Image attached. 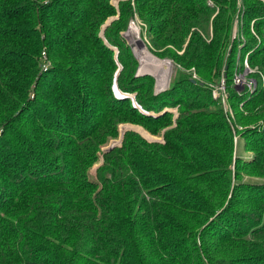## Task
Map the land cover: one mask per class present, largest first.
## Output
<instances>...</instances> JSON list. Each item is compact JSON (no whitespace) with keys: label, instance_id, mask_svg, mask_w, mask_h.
<instances>
[{"label":"trees","instance_id":"trees-1","mask_svg":"<svg viewBox=\"0 0 264 264\" xmlns=\"http://www.w3.org/2000/svg\"><path fill=\"white\" fill-rule=\"evenodd\" d=\"M43 1L0 0V211L18 222L0 216V264H264V187L236 183L226 202L230 172L211 170L232 153L220 99L183 75V88L174 83L181 91L141 97L142 109L130 106L129 96L113 105L104 77L113 50L101 32L119 50L122 91H150L152 80L130 78L138 62L122 31L134 14L131 0L108 22L118 13L111 0ZM211 1L134 4L156 56L195 67L206 81L226 73L231 98L243 99L232 84L233 50L243 44L255 74H264V35L258 41L250 29V21L264 26V0H242L250 5L235 38L240 0ZM42 52L52 63L43 72ZM48 79L53 92L38 104L32 85L36 98ZM167 105L180 107L175 123L169 113L153 115ZM246 107L248 116L235 106L236 122L264 117V86ZM30 108L38 114L26 115ZM132 119L164 142L126 131L122 145L113 141L101 156L119 124ZM243 135L245 147L253 140L261 152L236 165L264 175V131Z\"/></svg>","mask_w":264,"mask_h":264},{"label":"rangeland","instance_id":"rangeland-1","mask_svg":"<svg viewBox=\"0 0 264 264\" xmlns=\"http://www.w3.org/2000/svg\"><path fill=\"white\" fill-rule=\"evenodd\" d=\"M47 3V0H44ZM43 1V2H44ZM122 1H129V0H111V2L113 3V5L115 6V8L118 10V13L116 15L110 16L108 17V21H111L115 18L119 17V8H120V4L122 3ZM209 3L212 4L214 6V4L212 3L211 0H209ZM131 4L133 6V10H134V14L131 17V19L129 20L126 29H124L122 31V35L126 38L128 45L131 48V52L134 55L136 61L138 62V66L136 67V70L134 71V73L130 76V78H138L141 76H150L152 78V80H148V84L150 85V91H145V90H140V89H136L138 92L134 91V92H124L120 89L119 87V81L118 78H125L124 74L121 72L122 71V65L120 64L119 60H118V48L115 47L114 45H111L106 38H104L103 33L101 32L100 35L102 36V38L104 39L105 43L108 44V46L113 50V54L109 55L107 60H112L111 65H107V63L104 65L106 71L104 72L106 74L107 78V83L108 85H111L112 88V92H114V98H116L117 101H115L113 103V105L115 106H119V104H122L119 99H123V98H127L128 96L131 98V100L129 101V105L132 106L134 105L137 108H141V105L139 103V99L142 97L144 98L145 96L151 95L153 96V94L158 95L161 94L163 92H166L168 90H170V92H176V90L181 91V89L184 86V80H181L180 77L183 75H186V79H190L191 81L195 82V83H199V84H205L206 86L209 87L210 92L212 94V98L213 99H220L221 102V107L223 108L224 114L226 116V120L228 122V125L230 126V129L232 130V153L230 155V161H224L225 164L221 167H216V166H212L211 170L212 171H218V170H222V172L224 171H228L230 172L231 175V180H232V184L229 183H225L224 189L226 186H228V195L226 197V202L229 201V199L231 198V193L234 189V184L238 183V184H243V183H251V182H255L258 183L259 185H262V187H264V175L258 174L259 172L256 171V169L253 170H248L246 168L243 167L242 164L240 165H236V161L238 160V158H241L242 160H252L256 157V153L261 152L259 151V149L255 148V144L253 142V140H249V146L245 147V138L243 137V133L245 130H251V131H257L259 136L260 134L264 131V117H259L258 120H256V122H250L248 124H244V122H236V107H238V110L244 112V114L246 116H248L250 114L251 111H249V108L246 107V103L252 98V96H254V94H256V91H258L259 85L264 86V74L261 72L260 77L257 76V74H255L257 71V68L254 67L251 64L250 59V53L252 51H248L245 52L242 47L243 44H241L240 46L237 47L236 50H233L235 53L232 56L233 62L235 64L234 66V70H233V82L232 84H234L236 90L239 92V95L241 96H245L243 99H236L233 100L230 96L229 90H228V82L226 80V73L223 74L222 78H215V82L213 81H206L203 78L200 77V75L197 73L196 68L195 67H190V68H185L184 65H182L181 63H177L176 61H174L173 59L170 58H160L158 56H156L148 47V35L146 32V29L148 28V26L146 25V23L142 20V18L140 17L138 10H136L135 4H134V0H131ZM249 6L250 4L248 3H244L242 2V0H240V17L235 18V21L233 22V28H232V37H236L237 33H238V27L242 26L243 24V15L242 13L244 12L245 6L244 5ZM106 25V23H105ZM250 29L252 31L253 34H255L258 38V41L262 40V35H264V26L260 27V28H256L254 27V22L250 21ZM210 35L212 36V28L210 29ZM244 36L242 34V37L244 39ZM246 38V36H245ZM142 40V42L145 44L144 47H142V45L139 43L140 40ZM228 51L231 53V48L228 49ZM229 54V53H228ZM227 54H226V58H227ZM41 68H42V72L43 71H47L50 67V65L52 66L51 61L48 58V55L45 52H42V56H41ZM114 61V62H113ZM227 62V59H226ZM226 62H224V67L225 69L227 68V65L225 66ZM98 74V72H96ZM183 73V74H182ZM102 75V74H101ZM242 75L245 78H242L241 82H244L243 84H235L237 82V78L236 76H240ZM88 78V77H87ZM101 78H103L101 76ZM218 79V81H217ZM134 80V79H133ZM181 80L182 85L181 87L178 88V86H174L175 82ZM236 80V81H235ZM127 82H131L129 79H126ZM179 82V81H178ZM137 83V81H134V84ZM177 84V83H176ZM231 84V83H230ZM33 87L31 88L30 91V97L33 99H36L39 101L38 104L42 103V101H44L45 97L48 96L50 97V92L52 91V88L50 89L51 85V80L48 79L46 80L43 85L40 87L38 84L39 88V93L37 95L36 98H34L36 96V91H35V84L32 85ZM174 87V88H173ZM221 89V91H223V93H216L219 92ZM50 91H47V90ZM176 89V90H175ZM184 96V94H182ZM219 95V96H218ZM133 106V107H134ZM211 105H209L207 107V110H209ZM250 106V105H249ZM29 111H26V115H31V114H38V111L36 112H32L30 113V111H32V108L28 109ZM179 111H180V107L179 105H167L164 106L162 109H160L157 113L153 112V115L159 116L162 115L164 113H169V117L172 119V121H176L177 117L179 116ZM214 119V121L211 122H219V120ZM245 121V120H244ZM97 122V121H96ZM120 128H119V135L118 136H112L111 139L109 140V142L102 146V150L100 151V155L102 156L105 152H109L112 149H114L115 147H119L122 145V140L124 137V133L126 131H136L137 133H139L142 137L146 138L149 141H160V142H164V138L163 136L159 137L157 135H154L152 133H150L147 129H146V125L140 120V119H132V121H125V122H121L120 124ZM175 124H171L169 127H166L163 129V133L168 129V128H172ZM143 131L145 132V135L143 133ZM118 141L120 140V143L115 146V147H110L113 141ZM2 143L0 142V149L2 148ZM220 151V150H219ZM103 152V154H102ZM55 154H58L59 152H54ZM214 155V154H213ZM219 153L217 152V157H219ZM214 158V157H213ZM98 162V161H97ZM96 162V163H97ZM93 165V167L95 166V164ZM93 167L91 168V170L93 169ZM91 170H90V179L91 178ZM208 171V170H207ZM98 174V171H97ZM174 176V175H172ZM192 178H195L197 176H199V172H195L193 174L190 175ZM216 176V175H215ZM99 179V178H98ZM100 181V179H99ZM261 187V188H262ZM239 195V194H238ZM241 195H245V197L250 200V195L246 194V193H241ZM261 195L264 196V191L261 192ZM225 202V203H226ZM95 205L96 207L99 206L97 201L95 200ZM100 207V206H99ZM249 208V207H248ZM98 210V214H99V209L97 207ZM101 212V210H100ZM0 216L4 217L6 219H8L9 222H12L13 224H18L17 220H14L13 218L9 217L7 215V213L1 212L0 211ZM204 228V226H203ZM226 230L222 229V232H225Z\"/></svg>","mask_w":264,"mask_h":264},{"label":"built area","instance_id":"built-area-1","mask_svg":"<svg viewBox=\"0 0 264 264\" xmlns=\"http://www.w3.org/2000/svg\"><path fill=\"white\" fill-rule=\"evenodd\" d=\"M236 78H237V82L235 83V84H243L244 82H241L242 81V78H245V77H243L242 75H240V76H236ZM236 81V80H235ZM221 89L222 88H220L219 90V92H216V93H223V91H221ZM219 96V95H218Z\"/></svg>","mask_w":264,"mask_h":264},{"label":"water","instance_id":"water-1","mask_svg":"<svg viewBox=\"0 0 264 264\" xmlns=\"http://www.w3.org/2000/svg\"><path fill=\"white\" fill-rule=\"evenodd\" d=\"M139 40H140V39H139ZM139 43L142 45V47L145 46V44L142 42V40H140ZM193 81H195V80H193Z\"/></svg>","mask_w":264,"mask_h":264}]
</instances>
